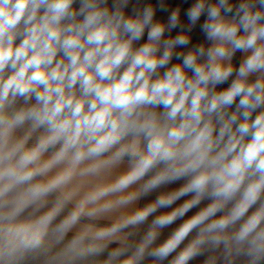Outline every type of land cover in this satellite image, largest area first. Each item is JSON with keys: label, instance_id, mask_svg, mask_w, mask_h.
<instances>
[{"label": "clouds", "instance_id": "1", "mask_svg": "<svg viewBox=\"0 0 264 264\" xmlns=\"http://www.w3.org/2000/svg\"><path fill=\"white\" fill-rule=\"evenodd\" d=\"M156 11L0 0V264H264V0Z\"/></svg>", "mask_w": 264, "mask_h": 264}, {"label": "crops", "instance_id": "2", "mask_svg": "<svg viewBox=\"0 0 264 264\" xmlns=\"http://www.w3.org/2000/svg\"><path fill=\"white\" fill-rule=\"evenodd\" d=\"M195 2V0H164V4L167 8L166 11H162L159 9V3L160 0H141V4H146V3H151L154 7H156L157 11L155 14L154 19L167 23L168 18L171 14V11L177 7H179L180 9V21L181 24L185 26V30H187V26L189 25V19L188 17L185 15L186 11L192 6V4ZM131 5H129V13L131 12ZM205 17L201 16L200 20L197 22V24L192 28V31L190 33L191 36V42L189 43V45L187 47L184 46H177V48L175 49L176 52H181V51H187L188 49L192 48L194 45H197L201 42L207 43L206 38L204 33L201 31V24L204 22ZM181 29L180 27H177L175 29H173L170 33L169 32H165V38H168L169 36L175 37L176 35H178L180 33ZM147 42V31H145L144 36L142 37V39L139 42H136V46H140L141 44ZM242 53L237 52L233 58V63L236 64L237 66L239 65V61L241 59ZM179 61L176 60L175 56L173 57V60L171 63H177ZM232 78L229 79V83L231 81ZM228 84H223V85H219L218 88H224L227 87ZM183 183V181H179L175 184H170V185H166L163 186L155 191H153L150 195L145 196L143 198H141L138 202L137 205L138 207H142L145 204L153 201L161 192H165V191H170L174 188H177L180 186V184ZM189 197H183L180 200H177L173 205L172 208L177 207L178 205H180L183 200L188 199ZM205 203H207V201H205ZM203 206V205H201ZM171 209L168 208H161L157 210V213H155L153 216L149 217V222L151 221V219L154 218L155 215H159L160 213L163 212H167L170 211ZM196 211H198V209L194 208L192 210H190L188 213L185 214V219H187L189 216L193 215ZM183 221L181 219H177L172 225L165 227L164 229H162L161 231V236H160V241L164 240L165 238H167V236L179 225L181 224ZM106 223L105 221H101V224ZM146 227V225L144 226ZM191 238V236L189 237V239ZM158 241V242H160ZM185 243H187V240L185 241ZM117 244H112L110 246V248H114L117 247ZM181 247H183V245H181ZM170 259V258H169ZM203 257H198L195 260L191 261L190 264H203ZM145 264H151V261H146ZM163 264H167V261H164Z\"/></svg>", "mask_w": 264, "mask_h": 264}]
</instances>
